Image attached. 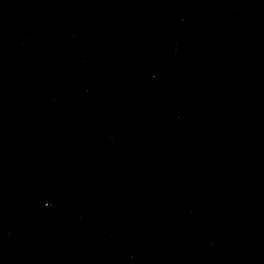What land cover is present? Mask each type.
I'll return each mask as SVG.
<instances>
[{"label": "trees", "instance_id": "1", "mask_svg": "<svg viewBox=\"0 0 264 264\" xmlns=\"http://www.w3.org/2000/svg\"><path fill=\"white\" fill-rule=\"evenodd\" d=\"M253 2L256 4V9L252 6ZM232 3L233 0H224V5L221 3L222 11L213 19L214 23L207 32H202V28L208 27L210 22L206 25L201 24L196 15L192 21L183 19L179 33L183 45L176 50L175 63L180 70L184 69V76L178 74L171 65L155 70L148 63L136 65L133 59L128 57V64L131 63L136 67V71L146 75L147 79L142 83L144 85L142 88L146 90L153 81L159 83L156 85L158 91L156 96L151 95L153 91L147 89L148 98L147 94L142 92L138 94L141 98H138V95L130 98V95L124 94V88L113 86L112 83L107 86L106 79L100 80L102 86L98 94L101 98L111 97L118 123L127 133L126 148L117 150L113 144L115 148H111L107 154L93 153L99 144L96 136L98 131L103 130L106 135V139L100 138V143L107 142L112 146L110 143L112 137L110 129L105 126L107 124L97 117H91L94 115L89 109L84 114L83 125L85 133L90 135V141L95 145L87 148L88 153L79 150L70 139L68 132L60 128L64 136L62 145L64 156L70 162V166L66 176L62 181L59 180L61 190H55L54 185L50 186L47 191V201L42 202L46 205L42 206L39 203V206L45 209L54 231L61 236L74 237L80 249L84 253L92 254L99 263H109L113 242H106L91 235L83 221L70 214V208L76 202L89 203L96 209L105 210L113 228L112 236L126 241L125 247L128 253L138 264L158 263V256L152 248L155 243L152 234H155L153 238L159 241L165 240L162 241L163 249L170 256L175 255L181 259L182 246L187 250L192 248L200 250L197 256L202 262L227 264L221 259V250L216 252L211 246V234L215 235L217 231L226 233L236 242L234 253L231 255L235 260L230 264H264L262 257L256 251L257 247L254 246L258 239L264 240V145L259 146L257 134L260 129H264V93L263 89L259 90L264 84L261 79L264 78V66L257 64L255 66L241 60L242 53H250L249 39L243 33L239 35L232 24L230 10ZM72 5H75L73 0ZM191 7L194 11H189V14L195 12L192 5ZM10 10L19 17L33 14L34 19H45L47 15V11L32 9L30 5L20 0H10ZM245 11L256 23L257 29L252 31L256 32V38L264 47V0H252L251 3L246 4ZM116 15L114 11L105 16L107 21L114 24L116 38L111 43L98 45L94 54L95 59L103 64L107 79H111L118 70L120 62L126 58V49L135 33L133 29L128 28V31H132V35L127 34V30L123 28L126 26L125 22L122 19L119 21ZM173 15L176 18V13ZM198 28L200 33L196 35ZM246 28L250 32L251 29ZM235 31L239 35L238 40L234 39ZM122 35L124 38H121ZM66 65L72 70H77L71 62ZM146 67L155 72L148 74ZM252 67H256L254 68L256 83L253 75L247 76L245 72L253 69ZM151 73L153 78L150 77ZM168 80L172 83L171 89L166 87ZM205 80H209L210 84ZM218 83L220 89L217 91ZM211 84L215 85L209 89ZM179 86H183V90H178ZM30 90L32 89L24 78L10 88L13 98L22 103L31 101L28 94ZM243 95H248V99ZM41 96L44 108L52 116H60L64 112L63 107L55 105L50 97L44 94ZM171 96H174L179 103L182 114L194 120L197 130L203 128L198 126L196 118L203 115V109L206 112L218 109V116H222L221 105L228 101L233 102L234 98H237L242 102V110L244 108V111H248L245 114L247 117H243L239 122L235 118L227 122L235 127L234 129L245 127L250 133L254 132V136L249 139L241 138L240 142L246 141L242 152H237L235 146H229L234 149L231 154L226 150L220 151L222 159L227 160L223 175L219 171L215 172L208 161L203 162L198 157L197 147L179 164L177 169L180 177L179 190L189 194L184 201L192 205L193 209L196 206L198 209H205V214L203 213L202 216L203 219L205 218L204 222L196 229L187 228L190 222L186 223V215L177 219H172L170 215L172 210L180 205V198L177 195H170L171 201L167 196L171 194L168 190L170 167L167 163H161V160L165 157L164 148L170 140L171 133L166 135L160 130H164L166 126L169 127V132L171 130L166 105ZM196 96L202 108L189 107L188 100ZM146 104L153 107L151 113L145 108ZM6 107L7 102L0 98L1 112ZM251 110L257 113L256 118V115L252 116L254 112ZM237 114L236 112L235 116ZM37 122L40 132H46L42 133L46 140L50 136L47 131H59L58 126L42 116H38ZM225 125L228 126L227 123ZM189 133L194 138L192 144L197 145L195 131L190 129ZM121 139L123 138L118 135L116 141ZM44 158L40 157L42 160ZM2 160L3 158L0 157V176L8 180L22 176L21 169L2 164ZM94 160L98 163L91 164L90 161ZM167 162H170V159ZM46 163L45 173L36 172L32 177L33 182H48L51 179L52 182H56L57 175L52 176L48 160ZM73 189L77 190L73 192ZM77 191L82 193L83 199L76 195ZM170 241L179 245V247L173 245L177 249L174 254L171 251ZM218 244L220 245L219 239ZM184 257L194 259L190 255Z\"/></svg>", "mask_w": 264, "mask_h": 264}, {"label": "crops", "instance_id": "2", "mask_svg": "<svg viewBox=\"0 0 264 264\" xmlns=\"http://www.w3.org/2000/svg\"><path fill=\"white\" fill-rule=\"evenodd\" d=\"M20 1L40 12L47 11V15L45 19H34L33 14L19 17L10 10V0H0V98L7 102V107L0 112V157L3 158L2 164L22 170V176L13 178L14 180L0 179V264H101L92 254L84 253L74 237L61 236L54 231L45 209L39 206V203L47 201L48 188L56 184L51 179L34 185L32 177L36 172L45 173L47 160L56 161L55 158L59 156L57 154L64 153V150L63 140L59 145L60 149L55 147L54 136L58 134V130L47 131L50 136L45 139L42 133L46 132L39 130L38 116L54 122L64 119L67 108L76 109V114L72 115L76 117L66 119L65 115V120L68 121H64V126L70 128L72 134L69 137L75 146L79 150L87 151V148L95 145L90 141V135L85 133L83 125L84 114L89 109L94 115L91 117H97L107 124L105 126L110 129L112 146L115 145L117 150L126 148L127 133L118 123L111 97L101 98L98 94L102 86L100 80L106 79L107 86L112 83L113 86L129 89L135 88L131 85V79L138 83L141 79L145 82L146 75L139 78L131 76V68L128 67L130 65L126 66L128 57L133 59L136 65L148 63L155 70L171 65L178 74L184 75V69L180 70L175 63L176 50L183 45L176 19L183 17L192 21L196 15L199 23L206 25L210 22L206 27L209 30L214 23L210 17L209 5H212L213 1L217 2L213 5L219 15L224 0H208V3L207 0H179L170 3H161L159 0H73L74 6L72 0ZM238 1L241 7L235 11L232 3L230 9L234 28L239 25L256 30V23L245 11L246 4L252 0ZM254 2L252 6L256 9ZM191 5L195 12L189 14L188 8L191 12L194 11L190 8ZM114 11L117 13L116 18L125 22L126 26L123 28L127 30V34L132 35L129 29H133L135 33L126 49V58L120 62L111 79H107L103 64L95 59L94 54L98 45L111 43L116 38L114 24L105 19L107 13ZM172 12L176 13V18ZM237 37L235 31L234 39ZM121 38H124L123 35ZM69 62L74 64L76 71L66 65ZM252 68L245 72L247 76L252 74L256 83V67ZM146 71L149 74L153 70L146 67ZM257 77L261 78L260 75ZM21 78H24L32 89L28 92L31 99L29 103L15 100L10 92V88ZM261 79L264 83V78ZM205 82L210 84L209 80ZM213 85L215 84H211L209 89ZM152 89L151 95L156 96V86L153 85ZM262 89L264 93V84L259 87V90ZM40 93L50 97L55 105L63 107L64 112L60 116H52L44 108ZM142 93H146L148 98V91ZM240 102L234 98L233 102L228 101L221 105L222 116H218V109L196 116L198 126L203 127L213 138L209 144L203 142V146L213 151L207 161L215 172L223 162H227L221 157L222 151L230 153L234 149L229 146H235L237 152H242L246 141L240 142L241 138L245 140L254 136V132L250 133L245 127L237 130L227 122L234 118L239 122L243 117H247L245 114L248 111H244V108L242 110L243 105ZM193 114L195 116V113ZM50 118L52 120H49ZM80 119L81 125L78 124ZM263 130L257 132L259 146L264 145ZM99 132L96 134L98 143L101 138ZM118 135L123 139L116 141ZM97 139L95 137V140ZM193 141L192 137L190 142ZM60 156L62 160H66V166L70 165L62 153ZM40 157L45 158L42 160ZM27 186L30 188L29 192H39L43 197L35 201V207L34 202L29 203L27 195L24 196L21 191ZM54 189L57 190L56 187ZM79 207L83 209L82 212ZM70 214L79 215L89 233L91 231L92 234H97L96 238L105 241L106 237L112 234L110 219L103 209L83 208L76 202L71 206ZM105 227H108V232L104 235L101 230ZM117 253V250L111 247L108 264L113 260L116 264L122 257H118ZM128 256L134 260L130 254Z\"/></svg>", "mask_w": 264, "mask_h": 264}, {"label": "rangeland", "instance_id": "3", "mask_svg": "<svg viewBox=\"0 0 264 264\" xmlns=\"http://www.w3.org/2000/svg\"><path fill=\"white\" fill-rule=\"evenodd\" d=\"M67 2H69V0H67ZM207 3H208V0H207ZM213 4H216L217 2H215V1H213L212 2ZM210 4V3H209ZM209 5V7H210V17L211 18H213L214 19V17H216L217 16V14H218V10L217 9H214V5ZM63 5H64V2H63ZM67 5V4H66ZM67 10V9H66ZM69 11V10H68ZM14 19H15V17H14ZM256 29H257V27H256ZM205 30H208L207 28H202V32H205ZM254 32V31H253ZM256 33V32H255ZM128 65V63H126V66ZM130 66H128L129 68H131L130 69V71H131V76L132 77H137V78H139V77H141V76H144V75H142V73H140V72H138V71H136L135 69H136V67L135 66H132L131 65V63L129 64ZM176 72L178 73V71L176 70ZM152 74V73H151ZM180 74V73H179ZM181 75V74H180ZM184 76V75H183ZM131 85H134L135 86V88H133V89H129V88H125V87H123L124 88V91H125V94L127 93L128 95H130L131 97L134 95V96H137L139 93H141V92H147V89L149 90V91H152L153 89H152V86H153V84L156 86V85H159V83L158 82H154L153 81V83H152V85L149 87V88H147L146 90L144 89V88H142L144 85L142 84L144 81L141 79V80H139V83H138V81L136 82V81H133L132 79H131ZM254 82V81H253ZM218 85H219V83L217 84V91L220 89V87H218ZM256 86V85H255ZM186 89H187V87H186ZM214 90V89H213ZM244 96V98L246 97L247 99H248V95H243ZM138 98H141L139 95L137 96ZM138 98H136V99H138ZM241 99V98H240ZM145 100V99H144ZM151 100H154V99H151ZM138 101H140L139 99H138ZM193 106H196V107H198V108H202L201 107V104H200V101H199V99H198V97L196 96L195 98H191V99H189V107H193ZM145 108L146 109H148V111L151 113V111L153 110V107H151L150 106V104H146L145 105ZM248 109V108H247ZM249 110V109H248ZM251 111H253V110H251ZM210 112H214V111H204V109H203V115L204 114H209ZM76 114V109H74V110H72V109H70V108H67V112L65 113V115H67V117H66V119L67 118H71V117H76V116H72V115H75ZM65 115H63V117H64V119H62V120H58V121H52L56 126H59V132H58V134H56L55 136H54V140H56L55 141V147L56 148H59L60 149V143L62 142V140L64 139V136L62 135V133H61V131H60V128H63L64 130H66L67 132H68V134L70 135V134H72L71 132H70V128H68V127H66V126H64V123L66 122V121H68V120H65ZM152 115V114H151ZM253 115H255V114H252V116ZM152 117V116H151ZM49 120H52L51 118L49 119ZM65 121V122H64ZM74 121H76V119L74 120ZM81 119L78 121V124L79 125H81ZM71 123H73V120H71L70 121ZM61 124V125H60ZM75 124V123H74ZM195 126V125H194ZM114 127V126H113ZM196 127V126H195ZM264 127V126H263ZM115 128V127H114ZM74 129V128H73ZM75 130V129H74ZM160 130V129H159ZM200 130H202V132H203V134H204V137H205V139H203V140H201V142H202V145H203V142L204 143H210L212 140H213V138L212 137H210V135L208 134V133H206V131L203 129V128H201ZM262 130V129H261ZM165 132L166 133V135L168 134V133H170L169 132V127L168 126H166V128L164 129V130H160V132ZM264 131V130H263ZM74 132H76V130L74 131ZM101 132V138H104V139H106V135H105V132L102 130V131H100ZM99 132V133H100ZM100 135V134H99ZM260 138H262L263 136H259ZM71 138V137H70ZM190 138H192V135H191V133H190ZM108 140V139H107ZM191 141V140H190ZM185 145L187 146V145H189V147L193 150L197 145H194V144H192L191 142H189V140L187 139V142H185ZM97 147V149L96 150H94L93 151V153H96V154H100V153H105V154H107V152L111 149V148H114V146H110L109 144H105V143H100L99 142V144L96 146ZM89 151H87V153H88ZM60 153H62V155H64V153L63 152H59V154H57V155H59L57 158H55V160L56 161H51L52 159H50V160H48V165H49V167H50V169H51V171H52V173H54V175L56 176L57 175V177L56 178H58L57 179V182H55V187L57 188V190L58 191H60L61 190V181H62V179L66 176V171H67V169L69 168V166L70 165H68V166H66V164H65V162H66V160H62V158H61V156H60ZM164 155H165V157H164V159H162L161 160V163H167L168 164V166H171L170 165V162H167L169 159H170V161H171V158H170V155H169V153H168V151L164 148ZM53 160H54V158H53ZM185 160H186V157H185ZM90 162H92L91 164H93V163H98L96 160H94V161H90ZM102 163H106V162H102ZM70 164V163H69ZM171 168V167H170ZM0 179H4V177H2V176H0ZM59 180H61V181H59ZM6 182H8L7 180H6ZM6 182H2V184H4V183H6ZM71 183V182H70ZM37 183H35L34 185H36ZM5 187V186H4ZM3 187V188H4ZM72 188H74V187H72ZM187 188V187H186ZM78 189V188H77ZM77 189H73L72 191L73 192H75ZM21 191H22V193H24L23 195L25 196V194L27 195L26 196V199H27V201L29 202V203H32V202H34V206H35V201L36 200H38V199H43V197L41 196V194L39 193V192H29L30 191V188L27 186V187H23L22 189H21ZM76 195L77 196H80L82 199H83V195H82V193H80V191H77L76 192ZM169 198H170V200L172 201V199H171V197L169 196V195H167ZM166 196V198H168ZM0 198H2V196L0 195ZM168 198V199H169ZM82 201V200H81ZM84 201V200H83ZM85 201H87V200H85ZM77 204H79V205H81V206H83V208H93V205L92 204H87V203H84V202H80V203H77ZM32 205V206H33ZM202 208V207H201ZM203 209V208H202ZM202 209H198V207L196 206V207H194V209H192V211H191V213L190 214H188V213H186V212H181V214H180V217H182L183 215H186V219H187V224L190 222V224H188L187 225V228L189 229V228H194V229H196L201 223H203L204 221V219L202 218V216H203V213L205 212V209H203V211H202ZM82 208L81 207H79V211H81L82 212ZM173 212V211H172ZM205 214V213H204ZM73 215V214H72ZM80 218V217H79ZM194 220L195 221H197V222H194ZM100 221V220H99ZM192 221V222H191ZM200 221H202V222H200ZM199 222H200V224H199ZM239 223H237V225H238ZM95 225V224H94ZM198 230V229H197ZM101 232H102V234H107V232H108V227H105V228H102V230H101ZM100 232V233H101ZM211 232H212V230H211ZM90 233L92 234V232L90 231ZM93 236H96L97 234H92ZM155 236V234H152V239H154V241H155V243H153V245H152V248L153 249H155V252H156V254H157V256H158V263L157 264H209L208 262L206 263V262H202L199 258H198V252L200 251V250H197L196 248H192V249H186V248H183L182 246H181V248L183 249V251L181 250V253H182V255H181V259H179V257H175V255H173V256H170L169 254H166V252L164 251V249H163V243H162V241H165L164 239H162V241H159V239H157V238H153ZM218 239L220 240V245H221V247H220V245L218 244ZM211 240H212V243L213 244H217V246H219L220 247V250H221V253H222V260H224L227 264H230L231 262H233L235 259H234V257H232L231 255H232V253H234V249H235V246H236V242L233 240V238H231L230 236H228L226 233H224V232H222V231H217L216 232V234L214 235V234H211ZM41 241V240H40ZM105 241L107 242V241H112L113 242V245L112 246H114V249H117V254H118V257L120 256V255H122V257L121 258H119L118 259V261L116 262V264H138L137 263V261L136 260H131L130 258H129V253H128V250L126 249V247H125V244H126V241L124 240V239H120L119 237H114L113 238V236H112V234H109V236L108 237H106V239H105ZM110 244V243H109ZM175 243H174V241H170V246H172V252H173V254L174 253H176V251H177V249L176 248H174V245ZM177 247H179V245H178V243L177 244H175ZM254 246H255V248H256V251L258 252V254L262 257V259H263V261H264V240L263 239H258V241L256 242L255 241V243H254ZM161 248V249H160ZM212 252H213V250H212ZM214 253V252H213ZM184 255H190V256H192V257H194V259H187L186 257H184ZM127 256H128V258H127ZM160 260H161V263H160ZM206 261H210V260H206ZM150 263H152V262H150ZM110 264H115V262H114V260H113V262H111Z\"/></svg>", "mask_w": 264, "mask_h": 264}, {"label": "built area", "instance_id": "4", "mask_svg": "<svg viewBox=\"0 0 264 264\" xmlns=\"http://www.w3.org/2000/svg\"><path fill=\"white\" fill-rule=\"evenodd\" d=\"M161 3H170L176 2L179 0H159ZM193 1V0H189ZM234 3V10L237 11L240 7L241 4L238 0H233ZM237 9V10H236ZM190 9L188 8V12ZM183 17L177 20V24L180 26L183 24ZM235 30L238 31V34H242L248 38V46L250 49V53H242L241 60L244 61L245 63H252L253 65H261L264 66V47L260 44L259 40L256 38L257 35L255 32L250 30V32L247 30L246 27L244 26H239L237 25L235 27ZM200 33V29L198 28L195 32L196 35ZM238 35V36H239ZM151 78H153V74L150 75ZM166 87L169 89L172 88V83L171 81H167ZM185 88V86H184ZM178 90H183V86H179L177 88ZM189 101V100H188ZM167 107L169 111L168 115V123L170 124V133L171 137L170 140L165 144V149L168 151L171 161L168 172L169 176V183H168V190L171 192L170 195H177L178 198H180V205H177V207L172 210L173 212L170 214L172 219H177L181 212H186L188 214L191 213L193 206L188 204L187 202L184 201V198H187V195H189L187 192H182L179 190V183L178 180L180 179L179 174H178V167L179 164L184 160V158L192 153V149L189 147V145H185V142H187V139L190 141V133L189 130L195 131V139L197 138L196 143L197 144V155L198 157L203 161L206 162L207 159L211 158L210 155H213V151L210 149H206L203 145L201 140L205 139L204 134L202 130H197L196 127L194 126V120H192L190 117H185L180 108H179V103L176 102L174 96H171L169 100H167ZM1 112V109H0ZM227 163L223 162L220 167H219V172L221 175L224 173V168L226 167ZM46 203H42V206H45ZM176 205V204H174ZM76 219H79V215L74 214L73 215ZM192 222V221H191ZM194 222H197L194 220ZM202 222V221H200ZM199 222V224H200ZM213 248L216 249V252L220 251V248L217 246V244H211Z\"/></svg>", "mask_w": 264, "mask_h": 264}]
</instances>
